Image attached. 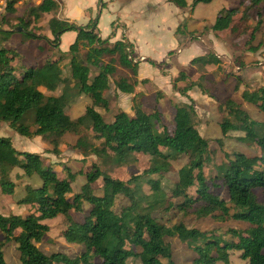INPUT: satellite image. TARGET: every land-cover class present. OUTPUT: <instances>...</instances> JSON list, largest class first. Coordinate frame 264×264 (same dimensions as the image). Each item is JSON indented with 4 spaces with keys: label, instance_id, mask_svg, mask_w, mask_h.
I'll use <instances>...</instances> for the list:
<instances>
[{
    "label": "trees",
    "instance_id": "trees-1",
    "mask_svg": "<svg viewBox=\"0 0 264 264\" xmlns=\"http://www.w3.org/2000/svg\"><path fill=\"white\" fill-rule=\"evenodd\" d=\"M165 1L179 9L190 6L192 10L197 4H208L212 0H191L190 5L187 0ZM241 2V9H221L210 30L214 33L230 30L236 37L247 33L248 25L256 20L253 35L262 24L264 0ZM97 6L100 11L106 8L107 2L99 0ZM58 10L59 5L54 0H42L30 6L26 20L22 17L14 27L0 29V44L20 27L26 40L44 39L53 49H58L63 33H76L66 53L58 51L57 60L47 59L40 66L25 67L15 50L0 47V123L8 124L16 134L28 139L40 137L45 147L42 153L17 152L9 138L0 137V151L6 148L7 152L23 159L21 164L12 163L13 159L5 158L0 152L1 194H13L15 185L10 174L15 166L21 168L24 176L37 175L42 182L39 188L25 186V196L19 203L30 207L24 217L0 213V264H6L3 249L10 242L16 243L20 264H177L166 238H177L194 253L191 264H229L230 252H239L240 259L247 264H264V203L255 193L256 189L264 191V121L251 119L234 98L220 103L217 111L221 115L218 123L221 137L216 143L223 159L219 163L214 159L215 151L209 140L198 133V117L191 102L174 105L172 131L162 123L160 110L154 107L145 112L140 103L132 104V116L118 111L112 121L106 122L102 116L108 110L106 92L118 69L128 74L114 79L116 90L132 94L137 84L139 62L133 61L132 43L126 39L110 43L113 31L106 39H101L97 16L85 26L52 16L47 21L50 38L35 32L38 27L28 28L36 25L44 14H56ZM5 12L15 13V1L6 4ZM239 14L237 24H233ZM111 26L113 28V23ZM261 47L264 49V36L254 50ZM66 56L69 61L63 63ZM190 64L203 69L218 65L219 59L209 54L192 59ZM91 68L97 70L92 77ZM186 78L180 72L173 79V90L181 96H187L194 87L202 90L199 81L177 88L176 83ZM199 80H204L203 75ZM66 83L72 84L75 94L91 99V104L76 119H71L60 106V97L66 95ZM238 86L240 101L264 113V85L256 89H239ZM40 88L51 92L60 90L61 95H45ZM29 109L33 118L27 125L20 120ZM67 134L76 137L71 149L83 157V167L75 174L65 165L56 170L55 164L43 156L58 157L59 146ZM223 139L251 148L254 155L227 151ZM140 152L149 155L152 165L139 174L130 175L128 182L114 179L110 171L107 172L109 167L114 170L133 165L136 162L133 155ZM88 157H94V161L86 163ZM181 158L186 162L176 172V181L170 187L153 178H164L172 172V162ZM207 168L211 169L208 176ZM77 175L84 176L86 181L80 191L73 194L71 184ZM210 179L221 182L226 189V199L209 191L207 180ZM99 180L101 193L96 195L92 186ZM144 185L149 187V193H145ZM168 191L178 192L180 202L173 203ZM118 197L126 199L127 204L116 212L114 206ZM84 202L91 205L87 214L82 211ZM173 208L182 215L194 208L193 214L198 220L209 218L220 224L236 222L243 227H230L217 233L214 228L200 230L181 222L167 225L153 216L156 211L168 212ZM57 216L65 220L63 239L84 247L74 258L60 252L45 254L37 246L49 231L43 222Z\"/></svg>",
    "mask_w": 264,
    "mask_h": 264
},
{
    "label": "rangeland",
    "instance_id": "rangeland-1",
    "mask_svg": "<svg viewBox=\"0 0 264 264\" xmlns=\"http://www.w3.org/2000/svg\"><path fill=\"white\" fill-rule=\"evenodd\" d=\"M9 1L11 0H0V29L2 30L14 27L22 17L26 20L27 11L30 6L37 5L42 0H12L15 1L14 14H8L5 12L6 4ZM77 1L78 0H69L71 7L76 5ZM132 2L133 3L124 7L121 13L118 14L119 18L116 20L115 18H112L111 21H106L107 16H102L100 25H98L102 37H107L105 36V28H107V30L112 28L110 24L114 20L115 22L113 25L119 27L121 35L124 36L126 30L125 26L121 24L122 22L129 28V34H131L133 38H136V41L139 44V54H144L151 58V60L147 59V61L142 64L143 69L145 67L148 68L147 71H144L145 74L152 72V66L159 69L160 74L162 75H167L168 73H175V75H178L180 72L184 73L187 77L186 80L176 83V87L180 89L184 88L189 82L199 81L202 83V90L194 87L188 92L192 95V98H190L188 93L187 96H181L173 90V88L171 89L172 93L170 95H164L162 93L163 88L160 87L162 89H159L160 85L156 83L155 80H153L155 86L147 84V80H144L142 82L147 95L140 97L139 100L140 103L143 102L145 104L142 105L146 108V112H150L153 107H156L161 111L163 116L162 123L169 131H172V119L175 111L174 105L181 103L182 101L184 103L191 102L198 117V133L203 138L209 140L211 149L215 151L214 159L219 163L223 159V154L216 143V140L221 137V131L218 126V123L221 120V115L217 111V107L220 103L222 104L226 98H234L241 104L242 109L248 113L251 119L255 121H264L263 112H260L256 107L247 102L240 101L238 94L239 91H237L236 88L237 85H239L240 87L248 89H256L261 84L264 85V49L261 47L260 49L254 50L255 47L260 45L264 36V17L261 26L253 35L251 32L256 24V20L248 25L247 33H241L234 37L230 30L214 33L210 30V26L215 22L217 13L221 9H241V0H212L208 4H197L192 10L190 6L185 9H179L165 0H163V2H160L159 0H133ZM187 2L190 5L191 0H187ZM109 15H111V13H109ZM189 16H191V19ZM239 16L240 14L235 16L233 24H237ZM48 20L49 16L44 15L36 25L31 24L28 28L34 29L35 27H38V30L35 32L39 35L45 36L48 31ZM179 20L180 23L177 25ZM175 22L177 27L174 32L172 27ZM134 34L136 35L134 36ZM45 42L44 39L26 40V37L21 31L14 32L5 44H3L4 42L0 44V47L13 49L16 52L22 53L23 59L21 58L20 62L26 67H29L35 65L33 64L34 61L43 58H46L45 60H57L59 58L57 48L51 49V54H53L48 55L45 53L46 51L42 52L40 48L36 47L37 43H40L45 47L49 46V44L47 42L46 44ZM173 42H176L177 44L173 46ZM214 42L218 49L211 46ZM187 46H189V48L184 49ZM182 49L184 50L180 54ZM192 51L195 52V57L212 54L219 59V64L208 65L203 69L196 65H190L187 63L186 58L189 52ZM81 52L83 53V50ZM133 52V61L140 62L145 60L144 57H137V52H135L134 46ZM107 60L108 59L105 61ZM68 61L69 57L66 56L63 63H68ZM96 71L95 68H91L90 76H94ZM127 74V71L119 68L118 72L110 79L109 90L106 92L109 102L110 100L112 102L114 95L112 90L114 79ZM202 75L204 80L200 81L199 77ZM172 83L173 80H171L170 84L172 85ZM64 86L67 87L65 92L66 95L60 97L61 92L58 95L60 97V106H63L62 108H64L69 117L75 118L85 110V107L90 104L91 99L84 94H75V91L71 90V83H66ZM52 93L56 94V90L52 91ZM158 100L160 102H158ZM122 103L128 108L127 102L122 101ZM110 109L111 112L104 116V120L107 122L111 120V114L118 110L112 106V103L110 104ZM32 118L33 112L32 109H29L23 114L20 122L29 125L32 122ZM0 128L3 129L5 126L0 123ZM75 139L76 138L73 135H65V140L68 142L74 141ZM26 141H28V139H26ZM13 142L18 150H16L17 152H24L25 150L31 153V151H28L30 145L25 144V146H23L22 143L15 140H13ZM223 144L227 151L254 155V150L236 143L231 139H223ZM0 152L5 158L9 160L13 159L11 161L12 163L16 162L21 164L23 160L22 157L16 153L7 152L6 148H3ZM32 153H39V151H33ZM133 157L136 161L133 165L116 168L114 170H111L112 167H109L108 169L106 168L107 172L110 171L109 174L114 179L128 182L130 175L139 174L152 165L149 155L144 152L135 153ZM81 158L83 157L81 156ZM69 161H71V169L73 172L75 171V173L83 167L82 159L76 160L75 158L69 157ZM92 161H94V157H88L86 163L89 164ZM185 162V158L174 161L172 162V172L168 173L164 178H159L158 176H153V178L159 179L163 186L170 187L172 183L176 181V172ZM15 167L17 168L16 170H21L19 166ZM83 169L85 170V168ZM56 170L59 171L60 169ZM210 173L211 169L207 168L205 170L206 176H208V174L210 175ZM10 177L15 187L12 195H4L3 200L1 197V214H9L10 211H12L24 217L30 207L24 203H19L26 193L25 185H29L31 188H39L42 184L41 179L37 175H32L22 182L18 181L14 174ZM85 181L86 179L84 176L78 175L76 181L71 185L72 192H79L81 185L84 184ZM99 183L100 180L93 185L95 194H100L97 193L101 191ZM207 184L210 192L217 196H221L224 199L227 198L226 189L222 187L221 182H214L210 179L207 180ZM214 184H216V186H213ZM143 188L145 193H149V187L147 185H144ZM190 192L191 191H189V193ZM255 193L258 200L264 203V191L256 189ZM168 194L173 203L176 204L180 202L181 197L178 196L180 195L178 192L168 191ZM126 204V199L118 197L114 206L115 211L118 212L120 208ZM90 208V204L87 202L83 203L82 209L84 213H87ZM193 211L194 208L190 209L186 215H182L173 208L168 212L156 211L153 213V216L167 225H174L181 222L187 227H196L200 230H210L214 228L217 229V233H221L230 227H243V224L236 222L220 224L209 218L198 220L195 218ZM43 223L47 224L49 227V231L45 234L42 241L37 244L38 248L43 253L51 254L54 252H60L70 258H74L84 249L83 245L69 244L63 239L62 229L64 228L65 220L62 216L47 219ZM1 237L0 233V239ZM166 242L171 245L173 258L177 264H191V260L194 258V253L189 251L185 244L181 243L177 238H166ZM133 249L135 251L139 250L137 247H133ZM3 256L6 264H20L15 242H10L4 247ZM238 257L240 258V256H236V254L232 253L230 256V264L247 263V261L238 260ZM216 264L224 263L217 262Z\"/></svg>",
    "mask_w": 264,
    "mask_h": 264
},
{
    "label": "crops",
    "instance_id": "crops-1",
    "mask_svg": "<svg viewBox=\"0 0 264 264\" xmlns=\"http://www.w3.org/2000/svg\"><path fill=\"white\" fill-rule=\"evenodd\" d=\"M54 1L59 5V10L57 11L56 14H44L45 16H49V19L52 16H55L58 19H61V20L62 19H66V20H68L70 22H73L77 26H85L87 23H89V21H91L92 19L96 18V16H97L98 17V20H97V29H98L99 36H100L101 39H106L110 35V33L113 31L114 32V36L110 39V43H114L115 41H119V40H122V39H126L127 41H129L130 43L133 44L134 50H135V52H137V57H144L145 58V60H142V61L139 62L138 72H137V84H136V86L134 88V92L132 94L121 93L118 90H116L114 88V86H113L112 90L114 92V95H113V98H112V102H111V100H110V102L108 101V110H107V112H105V113L102 114L103 119H104V116L106 114H108L109 112H111V109H110V104L111 103H112V106L115 107L116 109H118L119 111H123V112L127 113L129 116H132L133 115V112L131 110L132 104L133 103H140L139 98L142 97V96H146L147 95L145 93V89H144L143 82H142L144 80H147V84H149V85L152 84L153 86H155L154 85L155 83L153 82V80H155V82L160 85L159 86V89H162L163 88V92L162 93L164 95H167V94L170 95L172 93L171 92L172 85L170 83H171V80H173L177 75H175V73L174 74L168 73L167 75H162V74H160L159 69H156L154 66H152V72L151 73L145 74L144 71H147L148 68L145 67L143 69L142 64H144L145 61H147V59L151 60V58L150 57H147L144 54H139L140 53L138 51L139 44L137 43L136 38H133L131 36V34H129V28L124 23H122L121 21H119V22H121V24H123L125 26V30L126 31H125V35L124 36L121 35L120 29L116 25H113V28H110L108 30H107V28H105V32H106L105 33V36H107L106 38H103L102 35H101V33H100V29L98 28V25H100L102 16L103 15H106L107 16L106 21H111L112 18H115V20H116L117 18H119L118 14L121 13V11L124 9V7H126V5H128L130 3H133L132 2L133 0H114L112 2H108V0H101L102 2H107V6H106L105 9H102L100 11H99L98 6H97L99 0H78L77 3H76V5H73L72 7H71V4L69 3V0H54ZM159 1L160 2L162 1L163 2V0H159ZM160 4H162V3H160ZM109 13H111L112 16L109 15ZM99 15H100V17H99ZM189 17L191 19V16H189ZM115 20L112 21L111 23H114ZM178 23H180V20L177 22V25H178ZM110 26H111V24H110ZM176 27L177 26H176V22H175V24L172 27L174 32H175ZM4 30H6V29H4ZM135 35L136 34H134V36ZM173 35H174V33H173ZM45 36L47 38H50L51 35H50L49 30L47 31V33L45 34ZM10 37L8 38V40L10 39ZM75 37H76V33L75 32H66V33H63L60 36L58 51L63 52V53H66L67 50H68V47L74 42ZM6 42H4L3 44H5ZM175 44H177V43L176 42H173V46ZM211 46L214 47L215 49L217 48L215 42L212 43ZM36 47L37 48H40L42 52H45L46 51L45 53H47L48 55H52L53 54V53L51 54V49H53V48H50L49 46H47L48 47L47 48V47L43 46L42 44L37 43L36 44ZM187 48H189V46H187L184 49H187ZM184 49L181 50L180 54L183 52ZM17 53L23 59V54L22 53H19V52H17ZM194 54H195L194 51L189 52V54H188V56L186 58L187 59L186 60L187 63L190 64L191 60L194 59V58H196L194 56ZM45 59L46 58L40 59L38 61H34L33 64H35V65H33V66H37V65L40 66ZM52 59H54V58H52ZM21 65L25 66L24 64H21ZM260 86H262V84ZM160 87H162V88H160ZM238 87H239V89L244 88V87H240V86H238ZM40 91L42 93H44L45 95H54V96H57V97H58V95L60 93V90H56V94H53L51 91H47L44 88H40ZM188 95L190 96V98H192L191 93H188ZM107 100H108V98H107ZM122 101L127 102L128 108H126L124 106V104L122 103ZM158 102H160V101L158 100ZM181 103H184V102L182 101ZM90 104H91V102H90ZM142 104H144V103L143 102L140 103L141 108H142L143 111H145L146 108ZM118 110L115 111L113 114H111V120L110 121H112L113 116L118 112ZM84 111L80 115H78L77 117L81 116L84 113ZM77 117H75V118H71L70 117V118L71 119H76ZM110 121H108V122H110ZM1 124H3V126H5V128H3V129L0 128V137L5 136V137L9 138L11 140L12 146H13V148L15 150H17V148L13 144L14 143L13 140L22 143L23 146H25V144L30 145L28 151H31V153L33 151H39V153H42L44 151V148L45 147H44V144L41 142L40 137H34V138H31V139H28L26 137H23V136H20V135L16 134L8 126V124H6V123H1ZM26 139H28V141H26ZM75 140L68 142V141L65 140V136H63L62 143L59 146L60 155L58 157H55L52 154H43V156H45L47 158L48 162L53 163V164H56L55 165V169H61L62 168V165H65V166H67L71 170L72 173L75 174V171L73 172L72 169H71V161H69V157L75 158L76 160L77 159L78 160H81L82 159L81 158V155H80V153L78 151L71 149V146L74 145ZM24 152H27V151L24 150ZM16 169H17L16 167L12 169L10 176L12 174H14L15 177L18 179V181H22L23 182L27 177L23 175V171L22 170H20V169L19 170H16ZM79 170L77 171V173L79 172ZM75 181H76V178H75L74 182ZM92 188H93V186H92ZM71 190H72V188H71ZM76 193H78V192H76ZM94 193H95V191H94ZM97 193H101V191L100 192H97ZM96 195H100V194H96ZM3 196L4 195L1 194V192H0V200H1V197H2V200H3ZM1 207L2 206L0 204V213H2L1 212ZM82 211H83V209H82ZM11 213L16 214V215H19L17 213H14V212L10 211L9 214H11ZM87 213H84L83 212V214H87ZM9 214H6L5 213L3 215L7 216ZM232 253L236 254V256H239V254H240L239 252H230L229 253V264H230V256H231ZM238 260H241V259L239 258ZM244 264H247V263L245 262Z\"/></svg>",
    "mask_w": 264,
    "mask_h": 264
},
{
    "label": "water",
    "instance_id": "water-1",
    "mask_svg": "<svg viewBox=\"0 0 264 264\" xmlns=\"http://www.w3.org/2000/svg\"><path fill=\"white\" fill-rule=\"evenodd\" d=\"M22 31V29L20 28V27H16L15 29H14V32H21ZM77 57H78V55H77Z\"/></svg>",
    "mask_w": 264,
    "mask_h": 264
}]
</instances>
